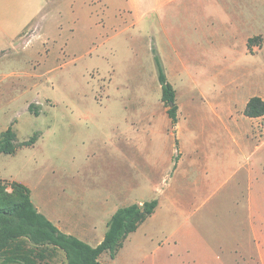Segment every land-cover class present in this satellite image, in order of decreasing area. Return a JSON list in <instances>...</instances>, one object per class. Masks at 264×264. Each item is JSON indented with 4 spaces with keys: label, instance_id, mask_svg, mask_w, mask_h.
I'll return each mask as SVG.
<instances>
[{
    "label": "rangeland",
    "instance_id": "rangeland-1",
    "mask_svg": "<svg viewBox=\"0 0 264 264\" xmlns=\"http://www.w3.org/2000/svg\"><path fill=\"white\" fill-rule=\"evenodd\" d=\"M35 3L0 0V135L12 126L18 144L37 137L0 154V182L9 194L22 182L54 209L71 190L122 206L158 199L101 263L194 264V222L219 240L250 195L264 202V119L245 115L264 97V0L234 13L222 8L229 0H178L168 35L160 17L154 35L131 27L140 21L112 14L115 0H53L29 19ZM154 49L177 91L175 125ZM36 250L37 264L66 260Z\"/></svg>",
    "mask_w": 264,
    "mask_h": 264
},
{
    "label": "crops",
    "instance_id": "crops-1",
    "mask_svg": "<svg viewBox=\"0 0 264 264\" xmlns=\"http://www.w3.org/2000/svg\"><path fill=\"white\" fill-rule=\"evenodd\" d=\"M49 1L53 0H36V5L30 13L29 19L33 17V19L37 18L43 12ZM177 1L178 0H115L112 14L117 16L119 13H122L120 16L126 18L127 13L129 18L140 21L136 24L131 23V27L138 25V27L142 29L146 28L148 34L151 35L154 34H152V31H148V29L152 27L156 17H160L161 33L168 35L169 29L166 27L164 19L166 13L176 6ZM184 1L187 2L188 0ZM218 1L222 2V0ZM239 7H241L243 11L244 9L248 11V9H250V0H229V4L222 8L224 11H232L234 13ZM25 26H27V23L24 27ZM168 39L171 40L170 37ZM164 40L163 38V41ZM260 97L264 99L263 96ZM253 119H264V116ZM35 144L33 146H35ZM23 147H20L17 152ZM71 191L64 206H60L56 209L49 206L51 202L34 200L33 198L32 200L36 207L59 226L61 230L75 235L92 246H97L102 242L108 230L109 221L114 213L120 207L131 205H117L108 198V194H103L102 192H97L94 194L95 196H89L85 190ZM179 202L180 200L177 199L176 204ZM204 225L202 221L194 222V264H219V262H222L221 264H229L228 259L225 258H229L232 264H264V202H253L250 195L249 201L242 213V218L237 221H231L230 229L232 230H229L226 235L219 240L206 235L202 229ZM100 264H102L101 257Z\"/></svg>",
    "mask_w": 264,
    "mask_h": 264
},
{
    "label": "trees",
    "instance_id": "trees-1",
    "mask_svg": "<svg viewBox=\"0 0 264 264\" xmlns=\"http://www.w3.org/2000/svg\"><path fill=\"white\" fill-rule=\"evenodd\" d=\"M253 38H250L249 44ZM155 52L159 81L162 85V99L168 106V114L173 124L178 122L177 91L169 81L162 58ZM245 114L251 118L264 116V99L253 96L247 103ZM17 134L9 126L0 135V154H15L22 146H33L37 137L18 144ZM8 186L0 182V256L5 261H19L23 264H37L36 249L49 247L65 253L66 260L61 264H100L103 253L109 252L115 258L127 237L138 230L140 225L154 214L159 200L145 201L120 207L112 216L104 239L97 246L64 232L43 214L34 204L31 189L17 181ZM29 245V247H28Z\"/></svg>",
    "mask_w": 264,
    "mask_h": 264
}]
</instances>
